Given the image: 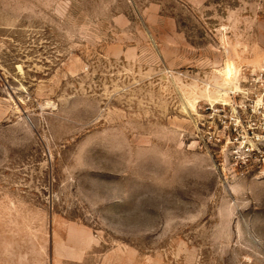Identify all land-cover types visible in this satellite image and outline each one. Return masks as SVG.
Here are the masks:
<instances>
[{
    "label": "rangeland",
    "instance_id": "374dc122",
    "mask_svg": "<svg viewBox=\"0 0 264 264\" xmlns=\"http://www.w3.org/2000/svg\"><path fill=\"white\" fill-rule=\"evenodd\" d=\"M0 264H264V0H0Z\"/></svg>",
    "mask_w": 264,
    "mask_h": 264
}]
</instances>
